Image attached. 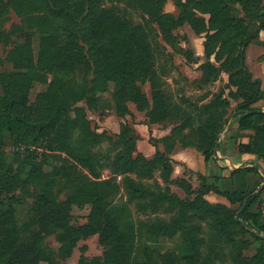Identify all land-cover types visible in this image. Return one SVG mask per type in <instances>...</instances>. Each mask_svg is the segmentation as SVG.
Returning a JSON list of instances; mask_svg holds the SVG:
<instances>
[{"label":"trees","instance_id":"16d2710c","mask_svg":"<svg viewBox=\"0 0 264 264\" xmlns=\"http://www.w3.org/2000/svg\"><path fill=\"white\" fill-rule=\"evenodd\" d=\"M170 1L179 9L178 17L165 11ZM232 3L243 5L245 15L257 20L254 34L246 17L236 15ZM10 10L22 18L20 30L25 36L38 31L41 46L36 60L32 41L26 39L8 54L14 71L0 74V163L5 160L1 140L6 132L27 148L25 154H15L18 167L13 176L0 173V264H56L53 254L42 246L51 234H56L63 257L71 256L81 239L99 235L106 251L98 264H264L263 212L252 210L258 195L253 196L255 190L249 186L253 177L263 183L260 168L232 172V190L213 188L205 180L196 190L189 181L172 179L176 144L196 149L205 162L214 160L231 112L238 118L240 131L253 133L248 143L238 145L239 153L255 156L263 169L264 111L256 105L264 99V90L246 65V50L264 31L263 0H0V27L4 28ZM196 10L210 14L209 27ZM136 14L142 21L134 19ZM186 23L198 35L213 31L205 44L202 82H215L226 72L231 88L228 96L220 91L206 103L210 94L200 97L201 105L190 100L179 103L163 86L167 69L162 61L171 54L159 39L181 52L175 30ZM259 43L264 46V41ZM35 81L49 87L29 104ZM112 83V100L107 103L100 95L109 92ZM146 84L150 96L143 90ZM81 101L87 108L77 105ZM234 101L237 105L231 111ZM131 103L151 124H175L169 135L159 139L164 150L156 147L152 158L139 152L140 136L130 124H121L113 137L98 132L87 115V109L108 106L125 119L132 115ZM104 143L112 146L113 156L96 151ZM44 146L65 153L74 162L67 173L65 200L53 192L54 173L43 171L41 154L35 148ZM104 171L111 174L109 179H101ZM172 185L183 188L186 197L172 193ZM28 187L42 192L34 204L36 217L26 224V230L16 220L15 193ZM122 189L127 201L118 204ZM212 191L231 204L240 203L239 217L227 205L208 202L205 197ZM87 204L91 205L88 222L73 226V206ZM131 205L140 212L172 214L137 221ZM245 235L258 242L250 257L243 248L251 243L240 240ZM176 237L180 238L176 252L162 254L150 244Z\"/></svg>","mask_w":264,"mask_h":264},{"label":"rangeland","instance_id":"374dc122","mask_svg":"<svg viewBox=\"0 0 264 264\" xmlns=\"http://www.w3.org/2000/svg\"><path fill=\"white\" fill-rule=\"evenodd\" d=\"M264 3V0H263ZM232 7L237 9L236 15L240 18L245 19L246 25L250 26V32L254 34L257 30V20L249 16L247 17L243 11V5L232 3ZM165 11L167 13H171L175 16H179V9L172 1L168 2L165 6ZM196 13L199 17H202L206 20V24L209 27V20L210 14H204L198 10ZM136 21H142V18L139 14L134 16ZM4 28L0 27V74L5 72H12L14 71V67L7 61L8 54L15 49L16 47H20L24 45L26 39L30 38L32 41L33 52L35 59H38V54L40 53V46H41V35L38 31L34 30L33 32L26 33L28 36L20 30L22 26V18L18 16L13 10H10L7 17L4 18ZM250 20L252 23H250ZM19 27V29H18ZM157 28V26L155 25ZM209 34H213L212 30H208L205 33L198 35L194 32L193 28L188 24H184L175 30V35L178 36L179 42L181 44L182 51L176 52L171 49L167 44L160 38V42L166 46V52L170 53L171 56H167V58H163L162 63L166 65L167 71L163 76L164 87L168 93L174 96V100L176 102L182 103L185 100H190L191 103L194 105H201L202 103L199 101L200 97L203 95H209L210 97L205 101L208 102L209 99H213V95L216 96L220 93V91H225V95L228 96L231 88L229 85V75L226 72H221L217 81L205 84L204 81L202 82L203 77V70L202 65L206 62L205 57V44L207 42V38ZM261 41L257 39L253 41L252 45L246 50V65L248 70L252 73H255L254 69H256L258 63V56L261 54L262 48L259 46ZM186 53V54H185ZM192 57V59H191ZM213 59V58H212ZM214 62V59H213ZM253 75V74H252ZM254 77V76H253ZM255 78V77H254ZM256 79V78H255ZM52 80L51 76H48V81ZM49 84L48 83H40L35 81L29 92V104L34 103L36 97L41 94L45 93L48 90ZM236 89V88H235ZM114 90V84L110 85V90L107 93L101 94L100 98L105 100L107 103H111L112 94ZM143 90L149 96L151 95L150 85L146 84L143 85ZM237 102L234 101V105H232L231 111L234 107H236ZM264 104V100L257 103V107H262ZM78 106H84L87 108V103L85 101H81L77 104ZM130 108L132 111V115L127 116L125 119L119 118L115 111L108 107L106 109H98V111H92L87 109L88 118L92 121V126L100 133L107 132L111 136L115 137L116 133H119L121 124L128 123L133 126L137 133L140 136V140L138 142V150L139 152L143 153L146 157L152 158L156 153V147L160 151L164 150V145L160 143L159 139L168 135L171 132L172 128L175 126L173 122H166L162 124H151L146 117L145 113L138 111L135 104L131 103ZM189 110L192 112L194 111L193 108L188 107ZM230 113V112H229ZM232 113V112H231ZM230 113V114H231ZM195 116L197 112H194ZM229 114V119L227 120L224 131H227L229 127L233 129L235 126L234 117L235 115ZM228 133V132H227ZM228 135V134H227ZM2 141V158L5 160L0 163V173L4 176H13L15 170L17 169L18 165L15 162V154L16 153H26V147L17 144L12 139L9 138L8 133H5V137ZM229 148L228 154H236L238 153L237 147L234 145L233 141L228 142ZM45 145V142L43 143ZM177 147V148H176ZM175 152L172 155L173 159V174L172 179L174 181L179 179H184L185 181H189L192 186L199 190L201 185L203 184V180H205L209 184L211 183L212 187L216 186L215 183L219 180L214 172H216L217 167L213 171L204 170V172H200L202 167L206 165L205 161L201 162L198 160L197 152H195L194 148H184L180 142L176 144ZM35 148V147H33ZM41 154V161L43 163V171L45 173H54L51 176V179L54 180L55 185L53 192L59 195L60 200H65L68 194L67 182H68V169L71 164L74 162L62 152H53L46 146L41 148H35ZM101 149V153L113 156L112 146L110 144L104 143L101 147L96 148V151ZM44 153V154H43ZM47 154L49 157H45L44 155ZM224 154V153H223ZM219 155V154H218ZM218 159H222L223 164H227V168H221L222 170H226V175L230 174V165L229 163L225 162V155L223 157H217ZM177 159V160H176ZM187 161L186 163L184 161ZM191 165V166H189ZM242 166L247 167H258L260 168V173L262 174V181L263 183H259L256 180V177H253V181L249 182V186H251L252 190H255L253 196H257L254 204L252 205L253 211H261L263 212V221H264V166L263 169L258 165L257 161L251 162L246 161L243 163ZM192 167V168H191ZM203 167V168H204ZM201 169V170H200ZM210 169V168H209ZM78 171L82 172L78 165ZM66 174V175H65ZM215 175V176H214ZM103 180L109 179L111 174L109 172H103L101 176ZM156 177L159 179L161 184L165 186L163 180L161 178V174L159 172L156 173ZM206 177V178H205ZM214 177H217V180H213ZM211 179V181H209ZM256 180V181H255ZM215 182V183H214ZM259 183V184H258ZM213 187V188H216ZM222 189L224 190H232V184L225 182L221 184ZM172 193L177 194L181 198H185L186 194L184 193L183 188L179 185H172L171 186ZM259 193H256L257 191ZM42 191L36 189L35 187H28L24 191L18 190L15 193L16 203L15 210H16V220L19 227H24L26 230V224L29 221L36 217V211L34 208V204L38 195ZM256 193V194H255ZM125 191L122 189L121 195L116 198V203L120 204L121 202L127 201V196L125 195ZM263 194V195H262ZM194 197V196H191ZM5 201H7L8 197H5ZM205 199L212 203V204H224L228 207L232 208L234 211L237 212L236 217H239L240 214V203L231 204L223 195L218 194L217 192L212 191L208 195H206ZM242 210V208H241ZM91 211V205L87 204L84 206L74 205L71 211V224L75 227H80L85 225L88 222V216ZM131 211L134 215V219L139 220H149L155 219V217H163L169 218L172 213L165 212L161 210L160 212L153 213V212H143L138 211L135 205H131ZM239 211V212H238ZM242 219H240V222ZM206 223H204L205 225ZM206 226V225H205ZM207 228V227H206ZM252 232V230H251ZM26 235H23L25 238ZM247 240L251 243L247 248H243L245 256H253L258 248V242L250 235H245L240 237V240ZM153 247L159 249L162 254L168 251H177L180 238L176 237L174 239H167L162 238L160 239L158 244H152ZM42 246L47 252H51L53 257L55 258L56 264H98L99 260L104 257L106 248H104L100 241L99 235H93L86 239H81L77 247L73 249L71 256L63 257L60 254L61 251V244L59 243L56 234H51L47 236L42 243ZM48 264V263H43ZM212 264H233L231 261H227L223 263L221 261L213 262Z\"/></svg>","mask_w":264,"mask_h":264},{"label":"crops","instance_id":"0c3cea01","mask_svg":"<svg viewBox=\"0 0 264 264\" xmlns=\"http://www.w3.org/2000/svg\"><path fill=\"white\" fill-rule=\"evenodd\" d=\"M259 39L261 41H264V31H261ZM259 46L262 48V51H261V54L258 56V63H257L256 69H254V71H256V72L255 73L252 72V74L256 79L261 80L262 88L264 90V46H261V45H259ZM232 105H234V102H232ZM261 108L264 111V104ZM234 122H235V126L233 127V129H231V127H229L227 131L223 132L225 129V128H223L222 132L220 133L216 158L214 160L209 161V162H205L206 163L205 167L203 166L204 168L202 167L201 168L202 170L200 169L201 170L200 172H204V170H205L206 172H204V173L207 174L209 171H213L217 167L216 172H218V173L216 174L214 172V174L217 177H219V180L216 183L215 182L214 183L219 187L221 186V184H224L225 182L233 183L232 178H231V173L236 171L239 168H244L245 166H242L243 163H245L246 161H251V162L257 161L255 156L249 155V154H240L239 151H238V153L233 154V155L228 154L229 153L228 149L231 148V147H229L228 142L233 141L234 145L237 147L236 149L238 150V145L241 143H248L250 136L253 134L251 131H244L243 132V131H240L238 129V118L237 117H234ZM169 134H170V132L168 133V135ZM194 150H195V152H197L198 160L200 161V164H201V162L205 161L204 157L196 149H194ZM226 152H228V153H226ZM223 155H225L227 157V158H225L226 159L225 162L229 163V165H230V167H229L230 174L229 175H226L225 169L224 170L221 169V168H227V164H223L222 159L217 158L218 156L221 158V157H223ZM184 162L186 163L187 161L185 160ZM189 166H191V165H189ZM217 177H214L213 180L214 181L217 180L216 179ZM209 181H211V179H209Z\"/></svg>","mask_w":264,"mask_h":264},{"label":"built area","instance_id":"2783aa9c","mask_svg":"<svg viewBox=\"0 0 264 264\" xmlns=\"http://www.w3.org/2000/svg\"><path fill=\"white\" fill-rule=\"evenodd\" d=\"M122 177L121 176H118V180L121 181Z\"/></svg>","mask_w":264,"mask_h":264},{"label":"water","instance_id":"95a60500","mask_svg":"<svg viewBox=\"0 0 264 264\" xmlns=\"http://www.w3.org/2000/svg\"><path fill=\"white\" fill-rule=\"evenodd\" d=\"M263 187H264V185H263ZM259 192H260V191L258 190L256 193H259ZM256 193H255V194H256ZM242 223H243V222H242Z\"/></svg>","mask_w":264,"mask_h":264}]
</instances>
